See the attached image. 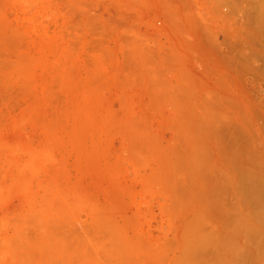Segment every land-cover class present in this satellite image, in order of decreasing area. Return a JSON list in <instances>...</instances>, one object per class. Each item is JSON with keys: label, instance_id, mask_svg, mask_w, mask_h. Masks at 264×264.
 <instances>
[{"label": "rangeland", "instance_id": "rangeland-1", "mask_svg": "<svg viewBox=\"0 0 264 264\" xmlns=\"http://www.w3.org/2000/svg\"><path fill=\"white\" fill-rule=\"evenodd\" d=\"M263 19L0 0V264H264Z\"/></svg>", "mask_w": 264, "mask_h": 264}, {"label": "bare ground", "instance_id": "bare-ground-1", "mask_svg": "<svg viewBox=\"0 0 264 264\" xmlns=\"http://www.w3.org/2000/svg\"><path fill=\"white\" fill-rule=\"evenodd\" d=\"M260 2H261V0H260ZM258 20H259V19H258ZM263 20H264V19H263ZM263 20H261V21H263ZM258 31H259V30H258ZM258 33H260V32H258ZM260 34H261V33H260ZM262 36H263V35H262ZM262 39H263V37H262ZM260 40H261V39H260ZM247 44H248V43H247ZM260 45H261V44H260ZM249 49H250V48H249ZM251 50H252V49H251ZM248 179H250V178H248ZM250 180H251V179H250ZM250 180H249V181H250ZM249 184L251 185L252 182L249 183ZM249 184H248V185H249ZM250 188H251V187H250ZM259 188H261V187H259ZM251 189H254V188H251ZM255 189H256V188H255ZM262 191H263V190H262ZM258 215H259V214H258ZM262 239H263V238H262ZM262 239H261V240H262ZM258 242H259V241H258ZM262 242H263V241H262ZM262 242H261V243H262ZM258 244H259V243H258ZM263 245H264V244H263Z\"/></svg>", "mask_w": 264, "mask_h": 264}]
</instances>
